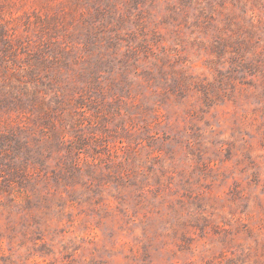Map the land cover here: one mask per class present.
Listing matches in <instances>:
<instances>
[{"label": "rangeland", "instance_id": "374dc122", "mask_svg": "<svg viewBox=\"0 0 264 264\" xmlns=\"http://www.w3.org/2000/svg\"><path fill=\"white\" fill-rule=\"evenodd\" d=\"M0 264H264V0H0Z\"/></svg>", "mask_w": 264, "mask_h": 264}]
</instances>
